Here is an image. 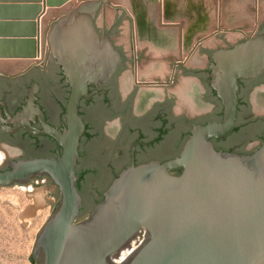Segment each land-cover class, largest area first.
I'll return each mask as SVG.
<instances>
[{"label":"water","instance_id":"water-1","mask_svg":"<svg viewBox=\"0 0 264 264\" xmlns=\"http://www.w3.org/2000/svg\"><path fill=\"white\" fill-rule=\"evenodd\" d=\"M67 1L23 6L33 10L30 18L0 23V28L15 27L20 33L0 35V60L33 63L48 54L71 87L67 129L63 134L45 132L58 140L62 155L57 160L15 162L7 171L0 166V187L27 185L47 176L60 193L57 207L36 236L30 262L264 264V145L251 155H237L216 151L211 143L235 129L239 80L255 79L264 71V27L256 39L213 54L210 84L223 105L222 121L194 127L176 159L123 171L101 203L81 218L76 168L85 125L78 104L89 86L110 80L120 54L96 26L98 13L110 2ZM9 47L17 48L4 50ZM83 195L89 208L95 196L85 188ZM141 230L143 243L116 262Z\"/></svg>","mask_w":264,"mask_h":264},{"label":"flooded vegetation","instance_id":"flooded-vegetation-1","mask_svg":"<svg viewBox=\"0 0 264 264\" xmlns=\"http://www.w3.org/2000/svg\"><path fill=\"white\" fill-rule=\"evenodd\" d=\"M108 1L96 26L111 39L120 62L110 80L89 86L78 104L85 129L77 186L95 196L92 203L123 171L176 159L194 127L222 121L223 105L210 84L213 54L256 39L264 27V13H254L253 24L246 27L222 29L219 17L211 34H190L182 22H164L158 0L149 18L156 30H148L139 27L141 15L131 11V4ZM238 87L235 129L211 143L216 151L251 155L264 145V71L255 79H240ZM70 96L62 68L48 54L33 63L0 64L1 171L15 162L62 155L58 140L45 132L67 129ZM33 181L56 189L47 176Z\"/></svg>","mask_w":264,"mask_h":264},{"label":"rangeland","instance_id":"rangeland-1","mask_svg":"<svg viewBox=\"0 0 264 264\" xmlns=\"http://www.w3.org/2000/svg\"><path fill=\"white\" fill-rule=\"evenodd\" d=\"M65 1L47 0L50 5ZM113 1L126 7L131 4V11L141 15L138 19L139 27L156 30L150 19L156 12L158 0ZM170 1L172 0H166V5ZM38 2L43 6L44 0H37L36 3ZM50 8L46 7V10ZM189 8L191 16L186 14ZM182 9L185 10L184 19L173 22L184 23L183 27H188L190 34H211L219 27V17L222 29L242 28L253 24L254 13H264V0H188L186 7ZM107 12L112 13L110 10ZM167 17L164 22H172ZM163 34L167 36L166 32ZM156 35L154 40L157 39ZM199 37L197 36V39ZM26 188L30 189V192H27ZM59 199V190L51 184L37 185L36 181H32L27 185L0 187V264H32L30 259L36 236L57 207Z\"/></svg>","mask_w":264,"mask_h":264},{"label":"crops","instance_id":"crops-1","mask_svg":"<svg viewBox=\"0 0 264 264\" xmlns=\"http://www.w3.org/2000/svg\"><path fill=\"white\" fill-rule=\"evenodd\" d=\"M60 1L61 0H57V2H60ZM75 1L77 0L69 1L68 4L75 2ZM187 1L188 0H172L170 1V3L167 4L168 5L167 6L166 0H162L161 8H162V14H163L164 20H166V16H168L167 19L172 22L176 20H182V18L184 19L183 15L185 13V10L182 9V7H186ZM36 2L37 0H0V23L18 22V21L26 20L30 18L33 10H24L21 7L37 6L38 3ZM40 6H42L41 3H40ZM169 6H172V8H169ZM186 14L191 16L190 8L188 9ZM41 15L42 14H40V16ZM43 16L44 15H42L41 17ZM172 22H169V23H172ZM19 34H20L19 30L15 27L4 26L0 28V35H3V36H17ZM15 49H13V47L4 48V50L7 52H14ZM19 61L20 60L18 59L0 60V62L2 63H12V62H19Z\"/></svg>","mask_w":264,"mask_h":264},{"label":"built area","instance_id":"built-area-1","mask_svg":"<svg viewBox=\"0 0 264 264\" xmlns=\"http://www.w3.org/2000/svg\"><path fill=\"white\" fill-rule=\"evenodd\" d=\"M144 241V231L141 230L138 234L137 237L130 243L129 247H131L132 252H134ZM116 262H121L120 260Z\"/></svg>","mask_w":264,"mask_h":264},{"label":"trees","instance_id":"trees-1","mask_svg":"<svg viewBox=\"0 0 264 264\" xmlns=\"http://www.w3.org/2000/svg\"><path fill=\"white\" fill-rule=\"evenodd\" d=\"M77 187H78V186H77ZM78 191H79L80 194H82V198H83V200H84V206H83V209H82V211H81V218H83V216H84L86 213L91 212V211L94 209V207H95L96 205H98L99 203H101V201H102L103 198H102V197L99 198L95 203H92V205L88 208V206H87V204H86V201H85V198H84V195H83L82 191H80L79 187H78Z\"/></svg>","mask_w":264,"mask_h":264},{"label":"bare ground","instance_id":"bare-ground-1","mask_svg":"<svg viewBox=\"0 0 264 264\" xmlns=\"http://www.w3.org/2000/svg\"><path fill=\"white\" fill-rule=\"evenodd\" d=\"M0 159H1V154H0ZM2 165V161L0 160V166ZM27 192H30V189L28 190L27 188L25 189ZM132 253L131 247L129 249H124L120 255L116 258L117 261H122L124 260L127 256H129Z\"/></svg>","mask_w":264,"mask_h":264}]
</instances>
